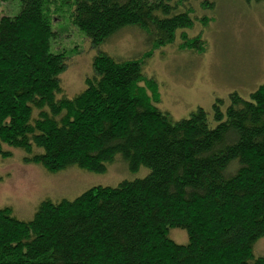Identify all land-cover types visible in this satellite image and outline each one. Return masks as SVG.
<instances>
[{"label":"trees","instance_id":"trees-1","mask_svg":"<svg viewBox=\"0 0 264 264\" xmlns=\"http://www.w3.org/2000/svg\"><path fill=\"white\" fill-rule=\"evenodd\" d=\"M18 1L16 13L0 16V157H12L7 146L51 173L101 174L121 156L131 172L149 174L74 200L44 199L30 221L0 208V264H264L254 256L264 238V85L248 100H217L214 127L202 108L173 122L155 105L143 57L105 53L82 92L58 98L67 64L51 49L57 16L94 46L139 26L161 47L194 27L192 7L183 9L192 0ZM200 37L182 48L203 51ZM175 229L188 243L171 239Z\"/></svg>","mask_w":264,"mask_h":264},{"label":"rangeland","instance_id":"rangeland-1","mask_svg":"<svg viewBox=\"0 0 264 264\" xmlns=\"http://www.w3.org/2000/svg\"><path fill=\"white\" fill-rule=\"evenodd\" d=\"M204 1L212 0H192L184 6L192 7L194 27L178 31L172 43L161 47L148 44L139 26L127 27L94 46L67 16H57L51 49L63 53L67 64L59 76L62 92L58 98H74L86 88V79L94 74V60L101 54L117 60L143 57L142 74L157 82L160 101L155 105L162 113L178 122L202 108L214 127L213 106L217 100H224L227 106L233 93L248 100L264 85V2L213 0V7H204ZM18 6V0L2 2L0 16L16 13ZM205 18L210 20L207 26L203 24ZM199 36L203 51L182 48L183 41ZM148 93L153 97L151 90ZM6 150L12 157H0V208H11L23 221L33 219L44 199L74 200L92 187H116L149 174L145 167L131 172L121 156L101 174L77 167L51 173L41 165L24 163L22 150L7 146ZM170 237L178 244L188 243L185 231L172 230ZM254 256H264V238L255 245Z\"/></svg>","mask_w":264,"mask_h":264}]
</instances>
